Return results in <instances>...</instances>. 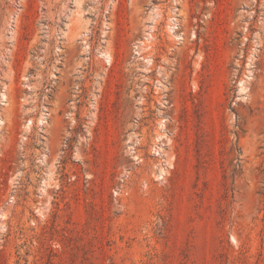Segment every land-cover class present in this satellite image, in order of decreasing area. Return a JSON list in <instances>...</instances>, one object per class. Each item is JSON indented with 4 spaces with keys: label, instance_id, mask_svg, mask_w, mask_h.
Segmentation results:
<instances>
[{
    "label": "rangeland",
    "instance_id": "1",
    "mask_svg": "<svg viewBox=\"0 0 264 264\" xmlns=\"http://www.w3.org/2000/svg\"><path fill=\"white\" fill-rule=\"evenodd\" d=\"M0 264H264V0H0Z\"/></svg>",
    "mask_w": 264,
    "mask_h": 264
},
{
    "label": "bare ground",
    "instance_id": "2",
    "mask_svg": "<svg viewBox=\"0 0 264 264\" xmlns=\"http://www.w3.org/2000/svg\"><path fill=\"white\" fill-rule=\"evenodd\" d=\"M1 99H4V94L1 96Z\"/></svg>",
    "mask_w": 264,
    "mask_h": 264
}]
</instances>
